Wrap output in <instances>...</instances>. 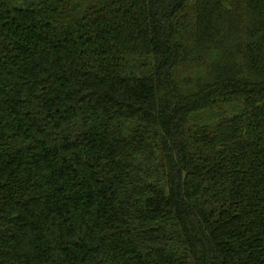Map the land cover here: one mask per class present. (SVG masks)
Wrapping results in <instances>:
<instances>
[{"label":"trees","instance_id":"obj_1","mask_svg":"<svg viewBox=\"0 0 264 264\" xmlns=\"http://www.w3.org/2000/svg\"><path fill=\"white\" fill-rule=\"evenodd\" d=\"M0 264H264V0H0Z\"/></svg>","mask_w":264,"mask_h":264}]
</instances>
